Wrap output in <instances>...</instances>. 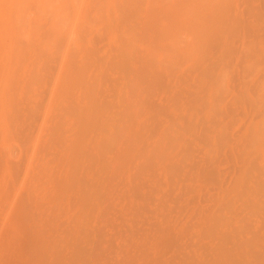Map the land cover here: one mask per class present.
<instances>
[{
  "label": "bare ground",
  "instance_id": "bare-ground-1",
  "mask_svg": "<svg viewBox=\"0 0 264 264\" xmlns=\"http://www.w3.org/2000/svg\"><path fill=\"white\" fill-rule=\"evenodd\" d=\"M0 264H264V0H0Z\"/></svg>",
  "mask_w": 264,
  "mask_h": 264
},
{
  "label": "rangeland",
  "instance_id": "rangeland-1",
  "mask_svg": "<svg viewBox=\"0 0 264 264\" xmlns=\"http://www.w3.org/2000/svg\"><path fill=\"white\" fill-rule=\"evenodd\" d=\"M51 81L52 80H50L49 78H45L44 81H43L44 84L47 86L46 92L50 91V88L52 86ZM39 85H41V87H42L43 83H40Z\"/></svg>",
  "mask_w": 264,
  "mask_h": 264
}]
</instances>
